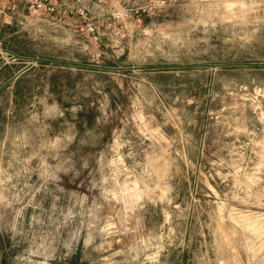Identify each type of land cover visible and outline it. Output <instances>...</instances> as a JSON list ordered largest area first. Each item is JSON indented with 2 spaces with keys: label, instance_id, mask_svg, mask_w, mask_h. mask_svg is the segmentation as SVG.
<instances>
[{
  "label": "rangeland",
  "instance_id": "obj_1",
  "mask_svg": "<svg viewBox=\"0 0 264 264\" xmlns=\"http://www.w3.org/2000/svg\"><path fill=\"white\" fill-rule=\"evenodd\" d=\"M0 24V264H264V0H166L96 50Z\"/></svg>",
  "mask_w": 264,
  "mask_h": 264
},
{
  "label": "built area",
  "instance_id": "obj_2",
  "mask_svg": "<svg viewBox=\"0 0 264 264\" xmlns=\"http://www.w3.org/2000/svg\"><path fill=\"white\" fill-rule=\"evenodd\" d=\"M166 0H0V24L29 16L37 21L77 25L85 42L98 50L104 40L123 39L128 27L160 13Z\"/></svg>",
  "mask_w": 264,
  "mask_h": 264
}]
</instances>
